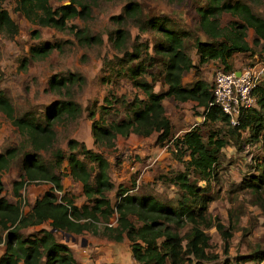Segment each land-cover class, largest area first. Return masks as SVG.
Returning <instances> with one entry per match:
<instances>
[{
    "label": "trees",
    "instance_id": "trees-1",
    "mask_svg": "<svg viewBox=\"0 0 264 264\" xmlns=\"http://www.w3.org/2000/svg\"><path fill=\"white\" fill-rule=\"evenodd\" d=\"M1 1L0 35L12 40L18 34V26L2 7ZM94 1L68 0L66 4L52 8L49 0H14L13 11L32 25L57 31L66 29L77 44L90 46L97 43L99 38L67 22L72 18L86 19ZM222 12L235 17L236 21L220 30L216 16ZM197 14L199 27L210 41L195 40L196 64L191 62L184 49V33L174 29L167 17L151 16L143 20L141 7L135 1H127L120 14L110 17L111 21L118 24L132 20L140 31L150 29L159 36L152 51L162 56V81L166 89L161 92L153 90L155 79L150 71L152 56L147 52V46L139 43L132 45L130 51L124 49L128 33L117 28L109 35L112 47L121 53L120 56H114V64L118 67L116 74L130 80L144 98L137 99L134 96L126 103L124 117L108 123L103 117L109 107L105 103L100 107L99 117L93 119L90 125L93 143L99 146L114 147L116 136L125 137L131 133L143 138L156 133L155 143L161 144L171 135V124L162 105L166 97L178 102L193 101L202 108L204 120L225 123L228 126L227 136H218L216 129L204 139L197 127H193L175 140V145H178L174 148L178 149L179 154L175 153L174 156L184 166V171L166 177L180 192L175 204L162 202L151 195L129 194L130 189L121 185L115 188L112 202L108 192L114 186L108 175V161L100 152L86 148L83 143L72 138L67 140L66 156L63 150L56 148L51 153L50 166L40 161L39 151L50 150L55 141L54 125L75 120L81 112V107L70 95L72 87L80 88L83 84L84 79L80 74L53 73L48 77L47 90L58 96V99L45 107L42 120L29 115L16 116L11 102L0 91V113L29 148L22 154L18 179L11 183L13 202L2 196L3 184L0 179V244L4 247L0 264H76L68 246L55 240L54 232H90L116 243L126 239L132 258L139 264H204L203 261L216 258V255H208L205 251L208 236L203 229L215 227L222 237V252L227 253L228 244L224 234L227 230L215 218L207 216V207L212 198L205 192L217 176L218 155L228 143V137H237L240 132L247 131L250 140L264 144V84L259 83L253 89L255 106L242 113L236 126H230L228 117L218 107L207 109L211 96L206 82L197 77L190 85L184 86L181 77L183 72L190 69L197 73L201 65L211 60L222 65L224 71H229V60L233 53L251 52L250 46L244 41L247 28L255 33V42L260 40L264 43V20L252 13L245 3L227 0H205V8H198ZM31 35L37 36V29H33ZM141 45L144 47V56ZM54 49H60L59 42L46 41L30 46L29 58L23 57L18 68L24 69L28 59L45 58ZM88 117L92 119L91 112ZM16 152V147H6L0 151V175L8 170ZM185 154L188 159L181 160ZM64 160L65 167L61 168ZM255 170L257 174L241 180L240 189L248 190L254 204L264 214V156L255 164ZM188 172L197 176L204 185L198 186L194 180H189ZM62 177H69L80 184L84 197L80 206H76L72 196H67L63 191ZM32 183H48L50 187L24 211L20 190ZM55 192L60 193L59 197ZM113 215L115 220L110 224ZM231 216L237 219L236 214L229 213L230 222ZM45 223L47 228H39L27 235L20 233L22 229ZM186 226L187 229L180 234L179 231ZM241 231L246 235L250 228ZM246 261L263 262L264 248L255 246L249 254L227 264Z\"/></svg>",
    "mask_w": 264,
    "mask_h": 264
},
{
    "label": "rangeland",
    "instance_id": "rangeland-1",
    "mask_svg": "<svg viewBox=\"0 0 264 264\" xmlns=\"http://www.w3.org/2000/svg\"><path fill=\"white\" fill-rule=\"evenodd\" d=\"M127 1H135L140 5L143 20L151 16L167 17L174 29L184 33V49L191 62L196 64L197 54L193 46L195 40L210 41L199 27L197 14L198 8H205V0H95L90 5L86 19L72 18L67 22L68 25H75L86 34L99 38L97 43L90 46L77 44L73 35L66 29L57 31L30 24L13 11L14 0H2V7L8 11L18 26V34L12 40L0 35V91L11 102L16 116L29 115L40 120L45 107L58 99V96L47 90L48 77L53 73L80 74L84 79L83 84L80 88L72 87L70 95L81 107V112L75 120H66L54 125L55 141L50 150L39 151L40 161L50 166L51 153L56 148L63 150L66 156L68 153L66 143L72 138L83 143L86 148L100 152L108 161V175L114 186L108 192L112 202H114L115 188L121 185L130 189L129 194L151 195L162 202L175 204L180 198V192L166 179L172 173L184 171L183 163L174 156L175 153L179 154L178 149H175L178 145V143L175 145V140L193 127H197L204 139L209 132L216 129L218 136H227L228 126L219 121L204 120L201 114L202 108L197 107L193 101L178 102L166 97L162 105L171 124V135L161 144L155 143L156 133L145 138L133 133L125 137L116 136L113 141L114 147L111 148L93 143L90 125L93 119L99 117L100 107L103 104L109 105L106 114L103 115L105 122L108 123L119 121L124 117L126 103L134 96L137 99L144 98L142 92L135 88L130 80L116 74L118 67L114 64V56H120L121 53L115 50L109 41V35L113 30L122 28L127 31L128 36L123 48L128 51L131 50L132 45L139 43L147 46V52L152 56L150 71L155 79L153 90L161 92L166 89L162 81V56L152 51V46L160 39L159 36L150 29L145 28L140 31L137 23L132 20L120 24L110 20L111 16L121 13V8ZM227 1L245 3L252 13L264 20V0ZM67 2L68 0H49L52 8ZM216 17L220 30L236 21L235 17L226 12ZM33 29H37V36L31 35ZM255 38L253 30L247 28L244 41L250 46L251 52L233 53L229 60V70L236 71L252 66L257 69L264 68V43L260 40L255 42ZM46 41L59 42L60 49L52 50L41 60L28 59L24 69H19L20 60L23 57L29 58L28 48ZM140 49L144 56V47ZM221 68L223 66L217 61H208L199 67L197 73L194 69L183 72L181 84L188 86L198 77L210 87L214 73ZM146 78L149 80V77ZM259 83L264 84V69ZM90 112L93 115L92 119L88 117ZM6 147L17 148L8 170L0 175L3 184L2 196L8 201H13L11 183L18 179L21 173L22 154L29 148L23 143L21 135L0 113V151ZM263 156L264 144L250 140L247 131L240 132L237 137H228V143L220 149L217 176L210 182L205 194L212 198L207 207V216L215 218L227 230L224 234L228 248L227 253L224 254L222 237L215 227L203 229L208 236V247L205 251L208 255H216V258L203 261L204 264L232 263L240 256L249 254L255 246L264 248V214L254 204L253 196L248 190L240 189L244 177L257 174L255 164ZM181 157V160L188 159L186 154ZM64 167L65 160L61 164V168ZM188 178L194 180L198 186L204 185L191 172H188ZM61 184L65 194L72 196L76 205L84 202L78 182L72 181L69 177H62ZM48 186V183L25 185L20 190L24 209H27V205H31ZM229 213L236 214L237 219L231 216L230 222ZM113 216L110 220L111 224L115 220V215ZM97 227L100 228V224ZM248 227L249 233L243 235L241 230ZM186 229L187 226L182 228L180 234ZM62 233L65 234L64 237ZM62 233L56 235V238L61 241L65 239H68V242L72 241L69 247L76 264H139L132 258L129 242L126 239L116 243L98 234L92 235L90 232ZM239 264H264V261L259 263L246 261Z\"/></svg>",
    "mask_w": 264,
    "mask_h": 264
},
{
    "label": "built area",
    "instance_id": "built-area-1",
    "mask_svg": "<svg viewBox=\"0 0 264 264\" xmlns=\"http://www.w3.org/2000/svg\"><path fill=\"white\" fill-rule=\"evenodd\" d=\"M263 69L252 66L236 71L217 70L209 87L211 101L208 102L207 109L211 106L218 107L228 117L229 125L236 126L242 113L255 106L253 89L259 84Z\"/></svg>",
    "mask_w": 264,
    "mask_h": 264
},
{
    "label": "crops",
    "instance_id": "crops-1",
    "mask_svg": "<svg viewBox=\"0 0 264 264\" xmlns=\"http://www.w3.org/2000/svg\"><path fill=\"white\" fill-rule=\"evenodd\" d=\"M183 85V84H182ZM187 102V101H186ZM50 187V185L48 186V188ZM48 188H46L41 194H40V196L46 191V190H48ZM58 193V194H57ZM55 192V194H56V196L57 195H60V193L59 192ZM39 196V197H40ZM57 197H59V196H57ZM38 198V197H37ZM14 201V200H13ZM13 201H9V202H13ZM35 201V200H34ZM34 201H33V203H34ZM32 203V204H33ZM83 202H81L79 205H76L75 203V205L76 206H80L81 204H82ZM31 204V205H32ZM30 204H28L27 205V209H24V211H27L28 210V208L31 206ZM39 228H47V224L45 223V224H42V225H39V226H33V227H28V228H25V229H22V230H20V233L22 234V235H27V234H31V233H33L34 231H36V230H38ZM60 233H62V232H54L53 233V236H54V238H55V240L56 241H58V242H61V243H64V244H66L67 246H68V248H69V250H70V247L69 246H71L72 245V241L70 242H68V239H65V240H59L58 238H56L57 236L56 235H61ZM62 235H63V237H64V235L65 234H63L62 233ZM72 240V239H71ZM3 249H4V247H3V244L1 243L0 244V256L2 255V253H3ZM72 250H70V252H71ZM74 260H75V258H74Z\"/></svg>",
    "mask_w": 264,
    "mask_h": 264
}]
</instances>
